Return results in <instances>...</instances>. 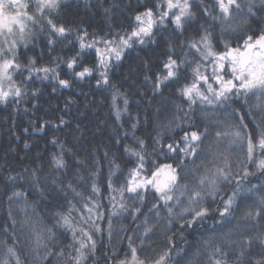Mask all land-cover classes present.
I'll list each match as a JSON object with an SVG mask.
<instances>
[{"label": "trees", "instance_id": "1", "mask_svg": "<svg viewBox=\"0 0 264 264\" xmlns=\"http://www.w3.org/2000/svg\"><path fill=\"white\" fill-rule=\"evenodd\" d=\"M191 2L196 16L185 24L183 31L176 30L172 23L165 27L154 26L153 42L134 43L132 48L124 50L119 61L113 57L107 70V85L97 83L101 80V70L96 48H104L99 41L102 38L116 40L117 34L130 33L136 26L134 16L146 7L154 12L162 11L156 5L163 0H67L60 14L53 18L72 31L67 37L52 34L56 40L54 45L48 43L50 29L46 21L31 25L27 45L17 49L18 61L22 66L28 65L30 59H35L37 66L56 67L58 63L56 70L60 78L69 79L71 86L63 88L51 77L42 79L43 73H33L29 80L28 72L23 70V75L20 72L14 75L23 95L18 100L9 97L6 104L0 103V259L6 258L8 246L15 245L23 264H74L69 255L78 254L79 241L84 239L88 248L83 250L87 258L82 264L130 261V241L139 257L148 264L169 250L171 264H214V245L228 251L227 259L231 262L236 260L233 249L238 248V244L230 241L264 232V213L256 220L244 219L249 210L261 208L264 171L257 170L256 164L264 158V152L257 148L253 160L248 161L243 137L236 140L232 135L219 138L215 135L217 131H250L255 141L257 128L253 116L257 122H262L264 114L256 106L264 105V97L257 99L250 95L247 104L243 98H236L230 102V107L202 104L197 100L189 110V101L181 94V89L194 80L202 90L206 89V84L196 79L198 65L209 82L218 87L212 80L215 58L204 60L190 44L199 42L207 30L216 53L225 51V43L242 49L247 35L255 38L264 31V5L254 0V14H249L245 7L243 12L233 16L231 28L222 31L221 25L203 11L207 7L213 15H220L215 0ZM240 2L243 6L247 0ZM84 30L88 33L85 43L95 39L98 41L95 47L81 50L77 37L82 36ZM77 55V68H93L92 76L81 80L67 68L65 62ZM169 56L181 63L178 77L156 91V76L166 71L164 64ZM229 70L230 64L225 61L223 72L217 68V74L227 79L231 76ZM146 76L149 79H145ZM61 117L66 124H60ZM45 121L49 123L44 130L36 131ZM205 128L208 131L197 155L185 159L179 169V183H187L188 191L198 188L199 179L202 176L211 179L217 168L224 167V158H227L232 182L221 181L215 198L209 196L201 201L210 210L208 217L191 226L184 223L191 219L192 213L181 215V210L200 205H189L187 192L181 196L179 188L174 192L171 202L174 211L170 217L159 193L150 185L143 193V201L125 191L126 208H120L118 189L127 186L131 170L139 167L138 157L133 152L144 156V168L136 178L141 180L150 176L157 166L165 163L176 166L179 162L177 154L169 153L161 144L182 143L184 132H203ZM139 140L144 141L143 148ZM233 140L236 142L232 143ZM25 143L29 147L25 148ZM54 157H62L66 167L58 168ZM244 168L251 173L247 177L242 176ZM158 179L163 180L164 176ZM69 183L75 192L67 187ZM93 185L98 192L93 191ZM234 191L239 194L232 214L221 218L216 209L223 207V200ZM13 192H22L24 196L15 197ZM154 204L159 208L153 209ZM88 208L93 209L92 219L85 222L90 215ZM60 215L69 216L76 230L75 241L72 229L63 226ZM80 228L95 241L94 253L89 251L92 241L82 235ZM146 228L152 229L147 236L144 235ZM49 229L54 238H49ZM37 234L43 237L41 244L46 245L38 250ZM262 258L264 246L254 240L242 264H255Z\"/></svg>", "mask_w": 264, "mask_h": 264}, {"label": "snow or ice", "instance_id": "2", "mask_svg": "<svg viewBox=\"0 0 264 264\" xmlns=\"http://www.w3.org/2000/svg\"><path fill=\"white\" fill-rule=\"evenodd\" d=\"M67 0H35V12L31 13L28 11L30 7L29 0H0V38L3 39V43L8 45L7 47L0 46V103L6 104L9 97L18 100L22 95V89L16 85L14 80V75L20 72L23 75V70L28 72L27 79H32V74L35 73L39 75L43 73L42 79H48L51 77L56 80L57 83L63 88H69L71 86V81L66 78H60L59 72L56 70L59 67L57 63L56 67L51 66H37L35 59H30L28 65L22 66L17 59V38L19 40H24L26 34H30L27 30L29 25L35 26L41 23V20L46 21L49 29L50 36L48 43L54 45L56 40L52 38V34L59 37H67L72 29L66 27L62 23H58L54 20V15H59L62 7L66 4ZM216 6L219 10L220 15H213L209 12L208 8L205 7L203 11L205 14L209 15L211 19L217 21L221 25L222 31H227L231 28V22L234 15H239L243 12L244 8H247L249 14L253 13L254 0H247V3L242 6L240 0H215ZM260 3L264 5V0H260ZM157 9H163L162 11L154 12L151 7H146V9L134 16V21L136 26L131 30L130 33H125L124 35H118V39H101L99 42L103 43L104 48H96V52L100 55V77L101 80L97 83H103L107 85L109 83L107 70L111 59L114 57L116 61L122 58V54L126 48H132L134 43L145 44L153 42V28L159 25L160 27H165L167 23H172L176 30L183 31L185 24L193 21L195 19L196 13L193 11V5L191 0H163V3L156 5ZM175 10V11H174ZM109 12L110 9H105ZM246 22V20H245ZM235 31V29H232ZM88 33L84 30L82 36H78L77 39L80 42L81 50L85 48H93L98 43L97 40H92L90 43H85L84 37ZM11 37V39H9ZM201 45L203 50L201 49ZM190 47L195 49L204 60H208L210 57H214V67L212 72V80L218 85L215 87L213 83L209 82V77L202 74L199 71V65L196 68V79L203 81L206 84V89H201L199 84L194 80L193 83L185 85L181 89V94L187 98L189 101V110L191 106L197 103L199 100L202 104L207 105H219L220 107H230V102L236 98H243L245 104L248 103V97L251 95L259 99L264 97V31H261L255 38L252 35H247L244 40L242 49L241 47L231 48L227 43H225V51L223 53H216L213 50L211 43V33L205 30V34L200 38L199 42H192ZM79 55V54H78ZM78 55L67 60L66 66L69 70H72L74 75L83 80L86 77H90L93 74V68L88 66H82L77 68ZM225 61L230 64L231 76L225 79L224 75L217 74V68L223 72L225 67ZM181 63L176 59L169 56L164 64L166 71L163 75H157L154 82V88L156 91L161 90V86L167 81L177 78ZM149 79V77H145ZM8 82V87L5 89L4 82ZM55 90V89H54ZM209 93L211 95H209ZM125 105H127V100H125ZM257 110L264 114V105H257ZM126 110V108H125ZM251 108L249 109V114H251ZM119 109H117V118H119ZM241 119H243L241 117ZM253 120L256 123L257 136L255 141L253 140L252 133L246 131L242 133L240 130H235L231 133L229 132H216V137L232 135L236 140L243 137V141L246 143L247 147V159L248 161L253 160L254 151L258 148L261 152H264V116H262V122H257L256 117L253 116ZM49 122L45 121L40 128L36 131H43ZM67 122L60 118V124H66ZM54 127H59V125H54ZM136 125H133L135 128ZM247 128V125H243ZM207 128L203 132L199 130L186 131L181 137V142H172L166 145L161 144V147H166L169 153L177 154L178 163L176 166L173 164L165 163L162 166H157L150 176H144L141 180L136 178L141 175V169L144 168V156L140 152H133L132 154L138 157L139 167L133 168L130 172V179L127 186L121 187L118 191L121 193V199L119 201L120 208L125 209L126 204L123 200V193L125 191L129 193H134L137 197L143 201V193L148 190L150 185L157 193H159L160 199L163 201L164 206L171 217L174 211L171 202L174 199V192L179 188L180 195L183 196L187 192V199L189 205L199 204V207H189L181 210V215L186 212H191V219L186 220L184 223L189 226L195 224L198 220H203L210 215V210L208 207L201 204V201L206 199V197L215 198L216 193L220 191L219 183L221 181L231 183V166L227 162V158H224V167L217 168L212 178L209 179L207 176H202L198 181V188H193L188 191V184L179 183V169L184 164V160L189 157H195L197 155V150L200 148V143L202 138L207 134ZM27 132V129H25ZM233 140L232 143H235ZM55 143V140L52 141ZM141 148L144 146V141L139 140ZM157 143L160 141L157 139ZM25 148L29 147L27 143L24 145ZM55 164L58 168H65L66 162L62 157H54ZM118 167V166H117ZM186 167V166H185ZM257 170L264 171V158L260 159L256 164ZM247 168L242 170V176L247 177L250 175ZM35 175V172H33ZM164 176L163 180L158 179ZM11 180H15V177H9ZM55 183V181H53ZM238 183V182H237ZM111 187V183L109 185ZM75 192L72 188L71 183L67 185ZM93 191L98 192L99 189L93 185ZM115 191V189H114ZM238 192H233L226 200H223V207L217 208L216 212L221 218L228 217L232 214V208L236 203V198ZM15 197H23L22 192H13ZM80 195V193H77ZM12 197H9L11 200ZM115 199V198H113ZM261 208L259 210H249L246 212L244 219L256 220L258 217L264 213V196L260 197ZM179 199L176 200V204L179 205ZM153 209H158L159 205L154 204ZM115 209V205H113ZM151 210V209H150ZM93 209L88 208L89 216L86 218L85 222L92 219L91 213ZM139 212V208L135 209ZM117 213L114 211L113 215ZM159 216V212L156 213ZM70 216V214H69ZM69 216L60 215V220L63 222V226L72 229L73 240H76V230L72 228V224ZM15 222L13 221V224ZM171 223V220H169ZM111 221H109V232H111ZM184 227V224H181ZM98 230V229H97ZM50 233L49 238H54V233L48 230ZM79 231L84 237H87L88 241H92L91 248L89 251L95 252V241L92 240V236L80 228ZM152 231L151 228H146L144 235L147 236L148 233ZM42 236L37 234L35 241L36 249L40 247H46V245L41 244ZM170 239V238H169ZM258 241L260 245L264 246V232L256 235L255 237L246 236L238 241H230V243L238 244V248L233 249L236 253V260L229 261L227 259L229 253L225 251L220 245L213 246V260L214 264H242L243 258L249 253L253 242ZM71 247V246H69ZM174 247V245H173ZM88 248V244L84 239L79 241V249H77L78 254L73 256L69 255V259L74 262V264H82V262L87 258V254L83 251ZM131 260H123L120 264H148L146 259H141L137 253V249L132 247L131 241L129 242ZM47 254V253H45ZM63 256V251L60 252ZM171 251H166L155 259L151 264H171L170 262ZM216 256H219L217 259ZM0 264H23L21 260L20 253L16 249L15 245L8 246L6 248V258L0 259ZM255 264H264V258L255 261Z\"/></svg>", "mask_w": 264, "mask_h": 264}, {"label": "rangeland", "instance_id": "3", "mask_svg": "<svg viewBox=\"0 0 264 264\" xmlns=\"http://www.w3.org/2000/svg\"><path fill=\"white\" fill-rule=\"evenodd\" d=\"M30 27H31V24L29 25V29H30ZM29 29L27 30L28 32H29ZM9 39H11V37ZM28 39H30L28 34H26L25 39L22 40V41L17 38V49L20 47V45H24V46L27 45L26 43H27ZM0 46H2V47H7L8 46V45L3 43V39L2 38H0ZM229 72H230V70H229ZM230 74H231V72H230ZM4 86H5V89H7V87H8V82L7 81L4 82Z\"/></svg>", "mask_w": 264, "mask_h": 264}, {"label": "flooded vegetation", "instance_id": "4", "mask_svg": "<svg viewBox=\"0 0 264 264\" xmlns=\"http://www.w3.org/2000/svg\"><path fill=\"white\" fill-rule=\"evenodd\" d=\"M30 7L28 9L29 12L34 13L35 12V0H29Z\"/></svg>", "mask_w": 264, "mask_h": 264}]
</instances>
